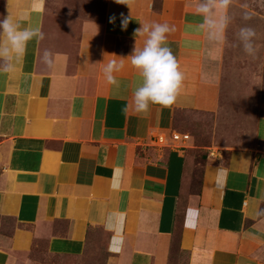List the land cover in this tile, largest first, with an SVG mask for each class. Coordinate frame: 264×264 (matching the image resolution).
Returning <instances> with one entry per match:
<instances>
[{"label":"crops","instance_id":"1","mask_svg":"<svg viewBox=\"0 0 264 264\" xmlns=\"http://www.w3.org/2000/svg\"><path fill=\"white\" fill-rule=\"evenodd\" d=\"M196 6L3 0L0 17L23 13L44 38L0 72V264H75L93 244L103 264H264V55L232 41L231 19L210 42ZM150 22L174 26L184 81L140 113L128 59L119 89L103 67ZM182 111L209 115L205 138L156 143Z\"/></svg>","mask_w":264,"mask_h":264},{"label":"clouds","instance_id":"2","mask_svg":"<svg viewBox=\"0 0 264 264\" xmlns=\"http://www.w3.org/2000/svg\"><path fill=\"white\" fill-rule=\"evenodd\" d=\"M229 3L230 0H197V12L203 17L201 27L210 42L223 38L230 17L218 14V9L227 8ZM120 16L123 30L132 18L123 13ZM244 18L248 19V15L245 14ZM115 20V15L109 17L110 23ZM172 31L174 26L168 23H141L135 34L144 37L142 46L134 47L131 54L119 56V61L110 60L103 67L104 79L115 89L121 87L116 73L124 67L125 59L136 69L138 75L132 95L137 112H146L154 104L167 107L176 101L184 73L167 43L168 34ZM255 35V30L248 25L240 27L237 34L238 46L248 55L255 54ZM43 38L44 33L39 26L28 21L23 13L16 17L9 14L0 17V72L11 71L15 66L14 61L25 53L28 43ZM50 55L48 50L44 51L42 59L45 63H50Z\"/></svg>","mask_w":264,"mask_h":264},{"label":"rangeland","instance_id":"3","mask_svg":"<svg viewBox=\"0 0 264 264\" xmlns=\"http://www.w3.org/2000/svg\"><path fill=\"white\" fill-rule=\"evenodd\" d=\"M3 0H0V9L2 8ZM228 11L231 16L232 41L238 43L237 34L240 27L244 25L251 26L255 30V49H258L264 55V0H230L227 6ZM245 14L248 15V19H245ZM262 102H264V96L262 97ZM195 115L199 116L198 119L194 120ZM203 118V121L200 119ZM208 119L209 115L204 113H193L190 111H182L176 113L175 126L179 129L175 131L188 132L190 138L196 136L199 139L205 138V131L208 130ZM200 120V121H199ZM192 134V136H191ZM94 244L92 247V252L88 256L80 259L75 264H103L104 258L101 254L95 255ZM98 247V246H97ZM102 258V260H101ZM104 259V260H103Z\"/></svg>","mask_w":264,"mask_h":264},{"label":"built area","instance_id":"4","mask_svg":"<svg viewBox=\"0 0 264 264\" xmlns=\"http://www.w3.org/2000/svg\"><path fill=\"white\" fill-rule=\"evenodd\" d=\"M155 142L158 144H165L168 141L178 142L179 146L186 144V142L190 139V135L188 132L184 131H170L166 134H156Z\"/></svg>","mask_w":264,"mask_h":264}]
</instances>
